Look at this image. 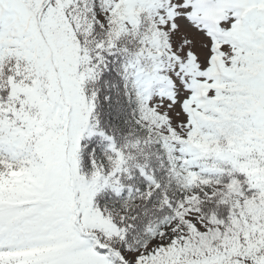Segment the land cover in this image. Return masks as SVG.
Wrapping results in <instances>:
<instances>
[{
    "label": "snow or ice",
    "instance_id": "obj_1",
    "mask_svg": "<svg viewBox=\"0 0 264 264\" xmlns=\"http://www.w3.org/2000/svg\"><path fill=\"white\" fill-rule=\"evenodd\" d=\"M0 264H264V0H0Z\"/></svg>",
    "mask_w": 264,
    "mask_h": 264
}]
</instances>
